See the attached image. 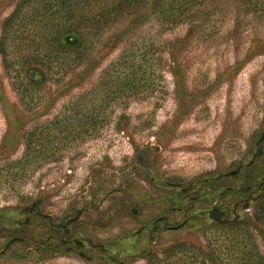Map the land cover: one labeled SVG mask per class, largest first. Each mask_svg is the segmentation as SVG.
I'll return each instance as SVG.
<instances>
[{
	"label": "rangeland",
	"instance_id": "obj_1",
	"mask_svg": "<svg viewBox=\"0 0 264 264\" xmlns=\"http://www.w3.org/2000/svg\"><path fill=\"white\" fill-rule=\"evenodd\" d=\"M68 37L82 58L20 76L0 54V264H264V0Z\"/></svg>",
	"mask_w": 264,
	"mask_h": 264
},
{
	"label": "trees",
	"instance_id": "obj_2",
	"mask_svg": "<svg viewBox=\"0 0 264 264\" xmlns=\"http://www.w3.org/2000/svg\"><path fill=\"white\" fill-rule=\"evenodd\" d=\"M138 1L22 0L1 29L0 54L3 65L20 76L30 64L51 68L56 60L62 59L59 65L72 61L75 53L82 58L83 50L78 42L70 41L72 37H68V34L81 29L93 34L99 32ZM240 233L245 234L244 231ZM239 250L242 256L250 260L247 264H263L253 245L251 247L241 241ZM209 259L212 260L211 256L206 255V260L199 264H206Z\"/></svg>",
	"mask_w": 264,
	"mask_h": 264
}]
</instances>
